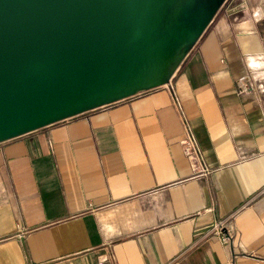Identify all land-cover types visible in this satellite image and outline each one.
Here are the masks:
<instances>
[{"label":"crops","instance_id":"obj_1","mask_svg":"<svg viewBox=\"0 0 264 264\" xmlns=\"http://www.w3.org/2000/svg\"><path fill=\"white\" fill-rule=\"evenodd\" d=\"M239 5L169 83L0 142V264H264V81L246 62L264 41Z\"/></svg>","mask_w":264,"mask_h":264},{"label":"water","instance_id":"obj_2","mask_svg":"<svg viewBox=\"0 0 264 264\" xmlns=\"http://www.w3.org/2000/svg\"><path fill=\"white\" fill-rule=\"evenodd\" d=\"M197 1L0 0V142L166 84L20 130L125 80L162 74L183 54L178 66L215 11L203 14Z\"/></svg>","mask_w":264,"mask_h":264},{"label":"bare ground","instance_id":"obj_3","mask_svg":"<svg viewBox=\"0 0 264 264\" xmlns=\"http://www.w3.org/2000/svg\"><path fill=\"white\" fill-rule=\"evenodd\" d=\"M183 56V54H178L176 56H173L170 64L167 68V70L165 72H170V73H165L163 72L162 74H158L157 76H147L142 78L141 80H137V81H131L130 80H125L123 81L122 84L120 85H114L113 87H110L108 89H106L105 91H103L102 93L97 94L94 97H91L89 99H86L80 103H78L76 106L71 107V108H67V107H63L61 109H56L54 111L48 112L47 114L40 116L39 118L35 119L34 121H32V123H30L27 126H24L22 129L23 130L25 128H29V127H33V126H37L40 125L42 123L48 122L50 120L95 106L97 104L100 103H104L113 99H117V98H121L125 95L131 94L139 89L145 88V87H149L152 85H156V84H160V83H167L176 66L177 63L179 62V60L181 59V57ZM20 130H10L7 131L6 134H4L3 136H8V135H12Z\"/></svg>","mask_w":264,"mask_h":264},{"label":"clouds","instance_id":"obj_4","mask_svg":"<svg viewBox=\"0 0 264 264\" xmlns=\"http://www.w3.org/2000/svg\"><path fill=\"white\" fill-rule=\"evenodd\" d=\"M239 9L247 11V6L242 0L239 5ZM252 18L256 24L264 21V9L257 7L252 12ZM247 67L249 70L256 72L257 74L253 76L254 81H264V71H258L264 69V56H248L247 57ZM261 88L264 89V84L261 85ZM116 212L109 211L105 215L98 218L101 225V233L104 238L114 237L119 234V228L116 224L112 223L115 219Z\"/></svg>","mask_w":264,"mask_h":264},{"label":"rangeland","instance_id":"obj_5","mask_svg":"<svg viewBox=\"0 0 264 264\" xmlns=\"http://www.w3.org/2000/svg\"><path fill=\"white\" fill-rule=\"evenodd\" d=\"M220 2H221V0H214V2H210L209 0H206V2H204L203 0H199V2L197 1L195 3L196 4L195 8H197L199 5H205V7L208 8L207 9L208 11L217 10L216 18H218V17L222 16L224 13H227L231 9V7H233L237 4H241L242 0H227L226 2H223L221 7H219ZM244 2L247 5V12L248 13L246 15L249 14L250 16H252L253 10L256 9L257 7L264 9V0H244ZM258 27H259V30L262 32L261 40L264 41V21H261L260 23H258ZM165 73H170V72H165ZM194 138H195V136H194ZM195 142H196V140H195ZM196 144H197V142H196ZM197 147H198V145H197ZM200 157H201V155H200ZM205 170L206 169H203L204 175L207 174V171H205Z\"/></svg>","mask_w":264,"mask_h":264},{"label":"built area","instance_id":"obj_6","mask_svg":"<svg viewBox=\"0 0 264 264\" xmlns=\"http://www.w3.org/2000/svg\"><path fill=\"white\" fill-rule=\"evenodd\" d=\"M182 149L186 156L200 158V152L195 142V138L189 129H187L186 136L184 137L182 141ZM221 225H222L221 222H217L212 227V230L216 234V236H218V239L221 242L228 243L230 241V235L224 232V229ZM98 264H102V262H98Z\"/></svg>","mask_w":264,"mask_h":264}]
</instances>
